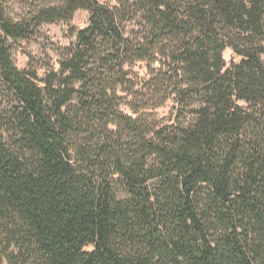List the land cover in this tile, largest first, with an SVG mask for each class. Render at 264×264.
I'll return each mask as SVG.
<instances>
[{"label": "trees", "instance_id": "trees-1", "mask_svg": "<svg viewBox=\"0 0 264 264\" xmlns=\"http://www.w3.org/2000/svg\"><path fill=\"white\" fill-rule=\"evenodd\" d=\"M82 9L58 68L16 66ZM263 55L264 0H0V264H264Z\"/></svg>", "mask_w": 264, "mask_h": 264}, {"label": "rangeland", "instance_id": "rangeland-1", "mask_svg": "<svg viewBox=\"0 0 264 264\" xmlns=\"http://www.w3.org/2000/svg\"><path fill=\"white\" fill-rule=\"evenodd\" d=\"M103 4L116 5L117 0H99ZM89 24V12L87 10H78L74 18L69 22H56L44 25L38 35L29 41H17L12 45V57L19 69L22 70H35L42 78L50 70L56 69L59 66L62 52L70 45L76 42L77 33L79 30L84 29ZM227 65L229 66L234 59L231 49H226L223 53ZM264 60V55H263ZM157 62L152 65L155 70L165 69L168 70V63ZM133 79L138 85V88H145L144 92L147 93L143 105L156 104V100L152 98L148 92L147 83L151 79L150 68L148 63L139 62L133 67ZM153 99V100H152ZM8 101L7 94L0 90V109L6 105ZM123 110L128 114H132L128 106H123ZM157 117L164 123H170L174 120L175 110L174 103L166 100V102L155 109Z\"/></svg>", "mask_w": 264, "mask_h": 264}]
</instances>
